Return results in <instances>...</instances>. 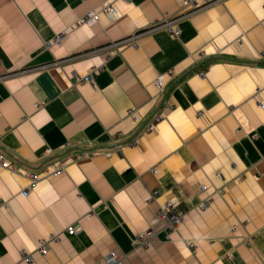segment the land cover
<instances>
[{"label":"crops","instance_id":"0c3cea01","mask_svg":"<svg viewBox=\"0 0 264 264\" xmlns=\"http://www.w3.org/2000/svg\"><path fill=\"white\" fill-rule=\"evenodd\" d=\"M0 154V264H264V0H0Z\"/></svg>","mask_w":264,"mask_h":264},{"label":"built area","instance_id":"2783aa9c","mask_svg":"<svg viewBox=\"0 0 264 264\" xmlns=\"http://www.w3.org/2000/svg\"><path fill=\"white\" fill-rule=\"evenodd\" d=\"M217 1H221V0H183L184 4H187L190 8V12L193 11H197L200 10L208 5H211ZM102 10H105L107 13L111 14V15H117V10L115 7H113L112 5L108 4L103 6ZM101 11V10H100ZM99 10L96 9H91L88 10L86 12V14L84 16H82L81 18H79L77 25L80 26L82 24H85L87 22H93L98 20V16H99ZM176 17L172 16V17H167L165 18L161 23L153 25V28H165L173 37H177L180 34V29L177 25V21H176ZM63 34H58L57 36H55V38L53 40H51L53 43L55 42H59L62 38ZM136 37L133 36L130 38V41L133 42V39ZM47 45H51V42L48 41L46 42ZM199 72H203V70H200ZM163 77L164 75H159L157 80H156V84L158 86H162V81H163ZM91 80V76L87 75L84 76V78H79L76 82V84L78 82L81 81H90ZM258 91V90H257ZM43 105V103H36V107L39 108ZM159 119V116L156 115L155 120ZM154 122L149 123L148 128H152L153 127ZM120 150V146H118L117 144H114V151H119ZM46 153L50 154L52 153V149L51 148H47L46 149ZM82 154V153H81ZM111 154V151L106 153ZM0 161H1V166L4 168H8L11 167V164L9 162H7V160L4 158V156L2 154H0ZM65 162L62 160H58L54 163L53 165V170L51 171L52 176H57L59 175L61 172H63L65 170ZM152 172H156V169L153 168L151 169ZM27 176L29 179V184H28V188L24 191H22L23 195H27L29 190L35 188L37 186V183L39 181V177L40 174L36 171H29L27 172ZM201 190H205V186H201L200 188ZM154 194L156 192H153ZM208 199L212 200V197H207ZM205 202H207V199L205 200ZM200 203L199 204V208L200 209H205L207 206V203ZM178 200L175 199H170L167 200L158 210L157 212V218L159 220H162L165 225L167 226V230L169 233L176 231L178 224L181 222L182 217H183V212L181 209L178 208ZM78 227L75 225H69L66 228V232L68 234H74L75 232L78 231ZM169 233H167V237H169ZM155 235V231L152 229H147L144 232H141V234H139V237L137 238V242L139 243V245L147 247L151 244V239L152 237ZM55 236H50L48 238L44 237V238H40L37 242L35 251L41 254H46L48 251V242L53 240ZM189 247L194 248V245L192 243H189ZM22 254V260H24L25 262H32V255L30 252H28L27 250H22L21 252ZM107 261L109 262V264H125L124 263V257L119 255L117 252L115 251H111L109 252L108 256H107Z\"/></svg>","mask_w":264,"mask_h":264},{"label":"trees","instance_id":"16d2710c","mask_svg":"<svg viewBox=\"0 0 264 264\" xmlns=\"http://www.w3.org/2000/svg\"><path fill=\"white\" fill-rule=\"evenodd\" d=\"M209 62H201L199 65H197V69L196 70H204L207 68Z\"/></svg>","mask_w":264,"mask_h":264}]
</instances>
